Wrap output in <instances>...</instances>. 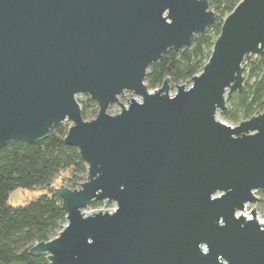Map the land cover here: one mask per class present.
I'll use <instances>...</instances> for the list:
<instances>
[{"label":"water","instance_id":"95a60500","mask_svg":"<svg viewBox=\"0 0 264 264\" xmlns=\"http://www.w3.org/2000/svg\"><path fill=\"white\" fill-rule=\"evenodd\" d=\"M215 23L207 0H0V150L70 123L87 166L60 188L62 230L35 244L49 264H264V225L240 214L264 191V111L217 120L264 55V0H241L190 85L149 91V67ZM124 92L139 98L127 106ZM97 105L82 118L76 96ZM264 103V101H263ZM120 112L109 115L111 105ZM110 212L86 214L94 202Z\"/></svg>","mask_w":264,"mask_h":264},{"label":"trees","instance_id":"16d2710c","mask_svg":"<svg viewBox=\"0 0 264 264\" xmlns=\"http://www.w3.org/2000/svg\"><path fill=\"white\" fill-rule=\"evenodd\" d=\"M215 15V23L195 36L192 44L180 52L169 50L162 59L149 67L144 83L149 91L159 89L166 79L170 87L189 86L191 79L202 72L220 34L225 18L241 0H207ZM247 59V58H245ZM248 83L243 91L230 97L228 120L240 123L264 111V55L249 61ZM252 80V83H249ZM85 121L97 115V105L88 97L78 102ZM69 126L60 124L51 129L49 137L29 145L13 141L0 150V264H49L46 257L34 258L30 249L38 243L52 240L66 223L55 178L67 176L72 190L80 189L87 166L77 149L64 144ZM42 188L44 193L20 207L8 205L12 192ZM102 202L89 207L97 209Z\"/></svg>","mask_w":264,"mask_h":264},{"label":"rangeland","instance_id":"374dc122","mask_svg":"<svg viewBox=\"0 0 264 264\" xmlns=\"http://www.w3.org/2000/svg\"><path fill=\"white\" fill-rule=\"evenodd\" d=\"M246 58L247 59H244V62L242 64V66L244 67L243 87L246 83H248V75H249V71H250L249 61L256 59L257 57L256 56H247ZM249 83H252V80ZM174 92H175V88L172 89L170 87V95H173ZM84 97H86V96L78 95V96H76V101L80 102L84 99ZM130 99H135L137 101L140 100L139 98L134 96L131 92H124L121 96L118 97V102L122 106H127V103ZM120 105H116V104L111 105L108 109V114L109 115L118 114L120 112ZM226 109H227L226 113L218 112V114L216 116L217 120L224 123V124L232 126V127L237 126L239 123L232 122V121L228 120L226 117V114L229 110V101L226 103ZM63 125L70 126V123L64 122ZM86 178H87V174L84 177V182L86 181ZM66 179H67V176H65L64 178H58V177L55 178L53 181V187L56 190H58L60 188H66V189L72 190L68 187V185L66 183ZM74 190H79V189H74ZM43 193H44V191L42 188H36L34 190L18 189V190L14 191L10 194L9 200H8V205L10 207L24 206V205L30 203L31 201H33L34 199H36L37 197H39L40 195H42ZM254 197L260 201L257 203H254V204L246 205L244 208V211L241 213V215L244 214L246 216H249V219H251L252 218V211L254 210V214H255V217L258 220V222L264 224V191L254 192ZM114 208H115L114 203H108V202L104 201V202H102L101 206H99L97 209L88 208L85 211V213L86 214H92V213H97V212H110Z\"/></svg>","mask_w":264,"mask_h":264},{"label":"bare ground","instance_id":"6f19581e","mask_svg":"<svg viewBox=\"0 0 264 264\" xmlns=\"http://www.w3.org/2000/svg\"><path fill=\"white\" fill-rule=\"evenodd\" d=\"M240 215H241V214H240ZM241 216H243V217L245 216V218L249 219V216H246V215H244V214L241 215ZM255 219H256V217H255ZM256 220H257V219H256ZM257 221H258V220H257ZM259 223H260V222H259ZM260 224H262V223H260ZM263 225H264V224H263Z\"/></svg>","mask_w":264,"mask_h":264}]
</instances>
